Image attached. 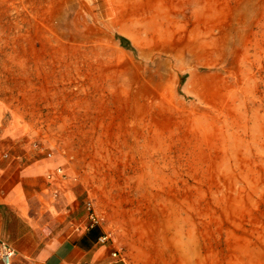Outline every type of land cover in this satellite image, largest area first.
Segmentation results:
<instances>
[{"label": "rangeland", "instance_id": "374dc122", "mask_svg": "<svg viewBox=\"0 0 264 264\" xmlns=\"http://www.w3.org/2000/svg\"><path fill=\"white\" fill-rule=\"evenodd\" d=\"M1 128L126 264H264V0H0Z\"/></svg>", "mask_w": 264, "mask_h": 264}, {"label": "crops", "instance_id": "0c3cea01", "mask_svg": "<svg viewBox=\"0 0 264 264\" xmlns=\"http://www.w3.org/2000/svg\"><path fill=\"white\" fill-rule=\"evenodd\" d=\"M88 202L83 184L44 147L0 129V243L14 251L10 264H126L112 257L118 250L100 221L89 226Z\"/></svg>", "mask_w": 264, "mask_h": 264}, {"label": "built area", "instance_id": "2783aa9c", "mask_svg": "<svg viewBox=\"0 0 264 264\" xmlns=\"http://www.w3.org/2000/svg\"><path fill=\"white\" fill-rule=\"evenodd\" d=\"M48 156H51V155L48 154ZM86 209L88 212L89 226L93 227L96 224H98V222H99L98 216L96 215L91 202L87 203ZM99 241H100V243H105L108 241V237L103 236L99 239ZM118 255H119V251H115L114 253H112L113 258H117ZM13 257H14L13 249L4 243H0V261H1V264H10Z\"/></svg>", "mask_w": 264, "mask_h": 264}, {"label": "trees", "instance_id": "16d2710c", "mask_svg": "<svg viewBox=\"0 0 264 264\" xmlns=\"http://www.w3.org/2000/svg\"><path fill=\"white\" fill-rule=\"evenodd\" d=\"M115 39L118 41L119 46L123 48L124 50L133 52V47L131 46L130 42L122 37V36H116ZM183 79L181 78L179 81V86L182 85Z\"/></svg>", "mask_w": 264, "mask_h": 264}]
</instances>
